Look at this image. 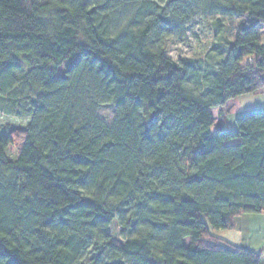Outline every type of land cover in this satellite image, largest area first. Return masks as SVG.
I'll list each match as a JSON object with an SVG mask.
<instances>
[{
	"label": "trees",
	"instance_id": "16d2710c",
	"mask_svg": "<svg viewBox=\"0 0 264 264\" xmlns=\"http://www.w3.org/2000/svg\"><path fill=\"white\" fill-rule=\"evenodd\" d=\"M196 16L204 59L171 58ZM261 28L264 0H0V111L26 120L0 134V264H264L211 232L264 213V110L211 112L264 88Z\"/></svg>",
	"mask_w": 264,
	"mask_h": 264
},
{
	"label": "rangeland",
	"instance_id": "374dc122",
	"mask_svg": "<svg viewBox=\"0 0 264 264\" xmlns=\"http://www.w3.org/2000/svg\"><path fill=\"white\" fill-rule=\"evenodd\" d=\"M25 1L30 5L31 3H43L46 0ZM240 18L241 17L236 16L229 22L231 34H233V30ZM262 29L263 28H261V40L264 43V31ZM212 40L213 33L210 30L209 21L205 18L196 16L180 35H174L168 38L163 45V49L175 60L187 57L202 61L205 53L211 46ZM261 97L262 98H253V94L249 93L240 95L227 101L224 109H227L232 117L241 112L243 108L252 106L257 99H261L262 103L256 102V104H264V96ZM213 113H215L214 115L216 116V112L213 111ZM97 115L104 122L110 124L114 118V107L112 105H104L98 109ZM25 123L26 120L24 118L8 115L0 111V134L6 133L13 128H20ZM215 128L217 127L213 125L212 130H215ZM7 153L10 158H13L14 150L12 147L8 148ZM239 216L241 217L235 218V222L237 221L236 228L226 230L211 229V232L215 235L221 236L231 244L262 253V256L264 257V213L241 214ZM118 231L119 228L116 225V222H112L110 224L111 240L120 244L122 241L118 236Z\"/></svg>",
	"mask_w": 264,
	"mask_h": 264
},
{
	"label": "crops",
	"instance_id": "0c3cea01",
	"mask_svg": "<svg viewBox=\"0 0 264 264\" xmlns=\"http://www.w3.org/2000/svg\"><path fill=\"white\" fill-rule=\"evenodd\" d=\"M264 88L256 91L254 93H249V94H253V98H262L261 96H264ZM257 94H263V95H257ZM258 96V97H255ZM256 102L262 103L261 99H257V101H255V103L252 104V106L248 107V108H243L241 110V112L235 114L234 116L231 117L230 112L227 109H224L225 105L223 107L220 108H214L211 110L213 118H214V125L218 128L221 127L224 130H235L236 126H235V120L236 118L249 113V112H254V111H261L264 110V104H256ZM213 111L216 112V116L214 115L215 113H213ZM231 117V118H230ZM241 216H237V218H240ZM237 226V221L235 222L234 228H236ZM221 237V236H219ZM222 238V237H221Z\"/></svg>",
	"mask_w": 264,
	"mask_h": 264
}]
</instances>
